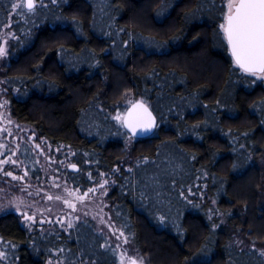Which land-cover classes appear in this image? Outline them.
Instances as JSON below:
<instances>
[{
	"label": "trees",
	"instance_id": "obj_1",
	"mask_svg": "<svg viewBox=\"0 0 264 264\" xmlns=\"http://www.w3.org/2000/svg\"><path fill=\"white\" fill-rule=\"evenodd\" d=\"M15 1L0 0V44L12 33L0 97L16 124L70 151L79 170L63 162L53 174L90 190L110 173L112 219L147 264H264L229 243L212 208L243 209L230 223L264 243L253 161L264 153V80L234 63L220 27L227 0H38L13 12ZM126 92L155 113L151 135L135 138L111 115ZM118 260L90 219L66 231L0 215V264Z\"/></svg>",
	"mask_w": 264,
	"mask_h": 264
},
{
	"label": "rangeland",
	"instance_id": "obj_2",
	"mask_svg": "<svg viewBox=\"0 0 264 264\" xmlns=\"http://www.w3.org/2000/svg\"><path fill=\"white\" fill-rule=\"evenodd\" d=\"M21 2L22 0H16L14 4ZM228 3L229 0L227 6ZM11 34V30L6 26L0 44V47L5 49V55L0 56V83L3 81L1 76L8 60V41ZM255 74L264 80V72ZM129 94L126 92L118 102L111 105L114 108L111 115L115 119L117 116L121 117L119 120L116 119L121 123L125 112L121 108L137 100ZM134 140L135 138L128 135L124 148L126 163L130 158ZM62 155L67 156L65 161L56 159L57 156ZM69 156L70 151L66 147L50 146L28 128L16 124L10 117L6 101L0 97V215L12 211L19 214L26 225L56 224L66 231L74 227L79 220L87 218L105 234L108 242L115 246L119 256L117 264H132L133 261L135 264H147L143 254L128 240L123 230L112 219L106 198L110 173L102 174V181L92 188L94 191L73 186L67 181L65 174L57 170L53 174L54 164L65 162V168L68 169L73 163ZM253 161L261 170L262 181L259 192L264 207V153ZM33 166H36V169L40 168L41 175L31 176L30 170ZM212 203L214 214L218 216L219 227L228 231L229 243L239 251L253 250V254H262L264 257V243L254 242L241 228L230 223V214L243 215V209L237 206L225 212L217 205V201L212 200Z\"/></svg>",
	"mask_w": 264,
	"mask_h": 264
},
{
	"label": "snow or ice",
	"instance_id": "obj_3",
	"mask_svg": "<svg viewBox=\"0 0 264 264\" xmlns=\"http://www.w3.org/2000/svg\"><path fill=\"white\" fill-rule=\"evenodd\" d=\"M25 7L28 11H33L34 0H22L21 3L12 5L13 12ZM228 8L226 23L221 24L220 27L224 31L234 63L244 72L253 74L264 72V0H229ZM3 55H5V49L0 47V56ZM141 107L143 106L140 104L134 105V109ZM144 111L147 112V109ZM129 116L133 117L131 110ZM148 117L149 119L144 120L137 114L135 123L130 120H125L124 123L135 134L137 127L142 131L154 127L150 113ZM116 119L119 120L121 117L117 116ZM132 264H135V261Z\"/></svg>",
	"mask_w": 264,
	"mask_h": 264
},
{
	"label": "water",
	"instance_id": "obj_4",
	"mask_svg": "<svg viewBox=\"0 0 264 264\" xmlns=\"http://www.w3.org/2000/svg\"><path fill=\"white\" fill-rule=\"evenodd\" d=\"M35 4H36V0H34V5H35ZM25 8H26V7H25ZM26 9H27V8H26ZM27 10H28V9H27ZM227 14H228V13H227ZM227 14H226V16H227ZM225 23H226V17H225L224 24H225ZM226 41H227V40H226ZM227 44H228V42H227ZM228 48H229V51H230V53H231V50H230L229 45H228ZM231 56H232V54H231ZM232 58H233V57H232ZM237 66H238V65H237ZM238 67H239V66H238ZM257 73H262V72H257ZM137 104H140V105H142L143 107H141V108H135V109H134V105H137ZM144 109H147V112H145ZM130 110L133 112V117H130V116H129V112H130ZM148 113L151 114L150 119L154 122V127H152L150 130H144V131H142L139 127H137V129H136V133L134 134L133 131H132V129H131L130 127L126 126L125 123H124L125 120H130V121H132L133 123H135V122H136V121H135V116H136L137 114H139L144 120H147V119H149V117H148ZM122 125H123L124 129H125V130H126L131 136H133V137H135V138H142V137H145V136H149V135H151V134L155 131V129H156L157 126H158V120H157V117H156L155 113H154L153 110L149 107V105H148L145 101H143L142 99H137V100L133 101L131 104H129V105L127 106V108L125 109L124 115H123V117H122ZM68 170L71 171V172H77V171L79 170V167H78V165H77L76 163L73 162L71 165H69Z\"/></svg>",
	"mask_w": 264,
	"mask_h": 264
}]
</instances>
